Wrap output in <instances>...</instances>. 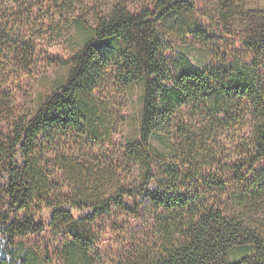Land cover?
<instances>
[{
	"label": "trees",
	"instance_id": "1",
	"mask_svg": "<svg viewBox=\"0 0 264 264\" xmlns=\"http://www.w3.org/2000/svg\"><path fill=\"white\" fill-rule=\"evenodd\" d=\"M63 1L73 9L75 0ZM193 6L194 0H157L154 10L133 13L117 0L97 10L94 21L73 16L69 28L77 31V50L67 76L33 117L13 122L0 145V212L6 219L9 211L15 214L0 264H38L39 253L23 242L17 246L15 238L45 229L39 218L44 207L51 209L54 227L80 225L83 217L94 221L112 204L130 207L121 200L125 194L112 203L102 198L75 152L59 151L73 138L101 139L106 104L96 91L113 81L123 88L144 85L140 137L126 141V152L147 163L145 185L154 176L153 158L170 160L160 190L149 193L154 210L140 243L144 264H264V69L238 58L206 65L185 52L168 54L161 22ZM251 49L261 54L259 46ZM185 105L188 112L181 115ZM201 116L209 119L197 120ZM229 132L234 138L227 144L222 137ZM47 154L66 173L70 192L53 191ZM90 234L70 230L59 250L61 264H102Z\"/></svg>",
	"mask_w": 264,
	"mask_h": 264
},
{
	"label": "rangeland",
	"instance_id": "2",
	"mask_svg": "<svg viewBox=\"0 0 264 264\" xmlns=\"http://www.w3.org/2000/svg\"><path fill=\"white\" fill-rule=\"evenodd\" d=\"M116 1L75 0L70 9L63 0H0V145L8 141L13 122L19 117H33L56 83L67 76L77 50V31L69 28L73 16L94 21L97 10H106ZM124 1L133 13H140L148 8L154 10L157 0ZM226 4H231V11ZM262 20L264 0H194L192 9L168 14L161 22L160 32L168 54L185 52L195 63L206 65L225 64L238 58L251 64L259 62L264 69ZM253 46L261 48L260 55L251 49ZM31 50L34 56L30 55ZM111 84L110 88L96 91L106 104L107 129L101 139L73 138L72 142L64 141L67 143L59 151L75 152L74 159L87 168V175L95 180L102 198L112 203L119 194H125L121 200L130 207L112 204L109 211L94 221L83 217L80 225L62 223L57 227L49 223L51 209L44 207L39 218L47 224L45 229L15 238L17 246L23 242L24 248L39 253L38 264H61L60 247L70 230L78 227L91 232L92 246L99 251L102 264H144L139 255L140 243L146 239L144 234L148 232L154 210L149 193L160 190L164 166L170 160L153 158L154 176L145 185L143 172L148 168L147 163L131 160L126 152V141L140 137L144 85L136 82L123 88L114 81ZM187 112L185 105L180 114ZM233 135L229 132L222 138L230 144ZM10 156L11 152L7 157ZM230 156H233L230 160L235 159L234 154ZM53 158L54 155L47 154L44 159L45 163L48 161L53 191L68 192V177ZM134 188L137 193L127 196L126 192ZM3 197L0 194V208L5 205ZM24 214L25 211L19 212L20 216ZM14 215L9 211L6 219L0 212V249Z\"/></svg>",
	"mask_w": 264,
	"mask_h": 264
}]
</instances>
